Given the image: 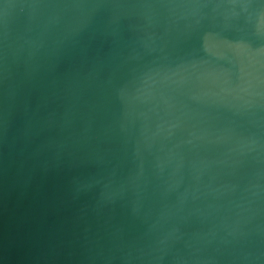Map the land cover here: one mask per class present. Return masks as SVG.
<instances>
[{
	"label": "water",
	"instance_id": "1",
	"mask_svg": "<svg viewBox=\"0 0 264 264\" xmlns=\"http://www.w3.org/2000/svg\"><path fill=\"white\" fill-rule=\"evenodd\" d=\"M0 264H264V0H0Z\"/></svg>",
	"mask_w": 264,
	"mask_h": 264
}]
</instances>
